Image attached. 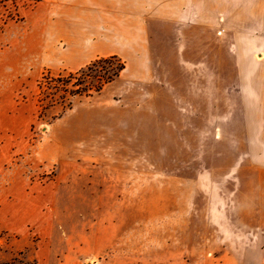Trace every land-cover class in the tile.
<instances>
[{"label":"rangeland","instance_id":"obj_1","mask_svg":"<svg viewBox=\"0 0 264 264\" xmlns=\"http://www.w3.org/2000/svg\"><path fill=\"white\" fill-rule=\"evenodd\" d=\"M110 55L99 91L45 99ZM262 175L264 0H0V264H195Z\"/></svg>","mask_w":264,"mask_h":264},{"label":"crops","instance_id":"obj_2","mask_svg":"<svg viewBox=\"0 0 264 264\" xmlns=\"http://www.w3.org/2000/svg\"><path fill=\"white\" fill-rule=\"evenodd\" d=\"M178 12L179 11H177V13ZM181 19H183V10ZM248 180L256 183L260 182L258 189H256L258 190V196L255 197L257 203L254 204L251 200H249L251 199L249 197L245 203L239 207L235 203L236 197H234L232 201L230 200L231 204L223 206L222 211H217L223 215L228 214L229 218V221L217 222V254H213L211 257L205 254V256L203 255L198 260H195V264H264V175H262L259 179H251L250 177L249 179H246V181ZM249 189L250 187H248V190ZM99 191L102 192L101 190ZM250 192H254V189L251 188ZM2 208L3 206L0 205V224L6 227L8 222L13 218L14 209L11 208L9 211H3ZM241 209L245 210V212H239L246 215L244 216V219L243 216L238 217V211ZM22 219L23 222L21 227L25 225L27 220H29V222L31 220L30 215L25 211H23ZM114 225L115 224L107 225V230H109V232L111 231V233H109L107 240H105L103 246H101V250L106 253H108L113 246H115V242L118 239V237L116 238V235L112 232L111 227ZM103 237H105V235H103ZM96 244L97 243H95V245ZM97 250L98 249L96 248L95 251ZM42 262L43 264H52L49 260H42ZM59 264L65 263L60 262ZM97 264L159 263H153L152 261H145V263H143V261L137 257L121 255L112 256L107 254L106 258H103L101 262H98ZM170 264L179 263L178 261H175Z\"/></svg>","mask_w":264,"mask_h":264},{"label":"trees","instance_id":"obj_3","mask_svg":"<svg viewBox=\"0 0 264 264\" xmlns=\"http://www.w3.org/2000/svg\"><path fill=\"white\" fill-rule=\"evenodd\" d=\"M123 69L124 64L116 55L100 57L75 72L44 79L45 90H54L53 93L45 94V99L49 96L55 100L57 96L58 100L66 102L71 96L97 92L104 84L113 81ZM56 92L59 93L56 95Z\"/></svg>","mask_w":264,"mask_h":264}]
</instances>
